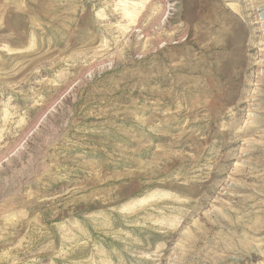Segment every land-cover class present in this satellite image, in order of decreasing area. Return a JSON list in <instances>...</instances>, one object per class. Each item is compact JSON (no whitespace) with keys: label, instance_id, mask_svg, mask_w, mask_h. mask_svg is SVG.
<instances>
[{"label":"rangeland","instance_id":"374dc122","mask_svg":"<svg viewBox=\"0 0 264 264\" xmlns=\"http://www.w3.org/2000/svg\"><path fill=\"white\" fill-rule=\"evenodd\" d=\"M0 264H264V0H0Z\"/></svg>","mask_w":264,"mask_h":264}]
</instances>
